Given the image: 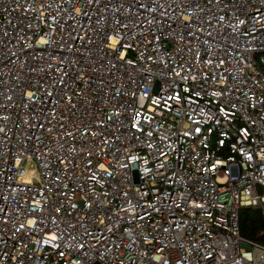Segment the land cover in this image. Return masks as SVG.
Returning <instances> with one entry per match:
<instances>
[{
    "label": "built area",
    "instance_id": "obj_1",
    "mask_svg": "<svg viewBox=\"0 0 264 264\" xmlns=\"http://www.w3.org/2000/svg\"><path fill=\"white\" fill-rule=\"evenodd\" d=\"M244 207L264 0H0V264H264Z\"/></svg>",
    "mask_w": 264,
    "mask_h": 264
},
{
    "label": "trees",
    "instance_id": "obj_2",
    "mask_svg": "<svg viewBox=\"0 0 264 264\" xmlns=\"http://www.w3.org/2000/svg\"><path fill=\"white\" fill-rule=\"evenodd\" d=\"M239 230L243 238L264 246V222L257 208L240 209Z\"/></svg>",
    "mask_w": 264,
    "mask_h": 264
},
{
    "label": "rangeland",
    "instance_id": "obj_3",
    "mask_svg": "<svg viewBox=\"0 0 264 264\" xmlns=\"http://www.w3.org/2000/svg\"><path fill=\"white\" fill-rule=\"evenodd\" d=\"M25 169H26V172L28 174H33V173H36V170H35V165L33 162H29L25 165Z\"/></svg>",
    "mask_w": 264,
    "mask_h": 264
}]
</instances>
